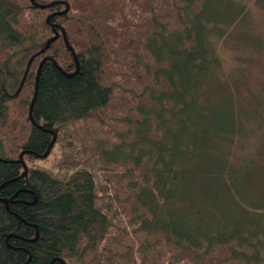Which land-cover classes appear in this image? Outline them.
I'll return each instance as SVG.
<instances>
[{"label":"trees","instance_id":"trees-1","mask_svg":"<svg viewBox=\"0 0 264 264\" xmlns=\"http://www.w3.org/2000/svg\"><path fill=\"white\" fill-rule=\"evenodd\" d=\"M220 1L0 0V264H264V128L199 91Z\"/></svg>","mask_w":264,"mask_h":264},{"label":"rangeland","instance_id":"rangeland-1","mask_svg":"<svg viewBox=\"0 0 264 264\" xmlns=\"http://www.w3.org/2000/svg\"><path fill=\"white\" fill-rule=\"evenodd\" d=\"M234 1L245 2L236 15L239 17L241 12L240 18L243 17L240 23L235 25V22L226 31L229 27L225 20L227 0L220 1L222 4L218 10L222 15L216 20L214 30L219 38H213L217 68L210 73L203 90L199 91H206L213 98L225 95L227 100L236 103L242 114L241 129L251 124L261 129L264 128V0ZM246 116L250 123L245 121ZM251 142L253 147L257 143ZM260 164H264V159H256L251 165ZM261 185L264 186V181Z\"/></svg>","mask_w":264,"mask_h":264}]
</instances>
